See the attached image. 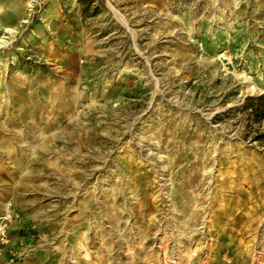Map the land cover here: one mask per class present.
<instances>
[{
  "label": "rangeland",
  "instance_id": "rangeland-1",
  "mask_svg": "<svg viewBox=\"0 0 264 264\" xmlns=\"http://www.w3.org/2000/svg\"><path fill=\"white\" fill-rule=\"evenodd\" d=\"M9 1L0 264H264V0Z\"/></svg>",
  "mask_w": 264,
  "mask_h": 264
},
{
  "label": "trees",
  "instance_id": "trees-1",
  "mask_svg": "<svg viewBox=\"0 0 264 264\" xmlns=\"http://www.w3.org/2000/svg\"><path fill=\"white\" fill-rule=\"evenodd\" d=\"M242 109H250L249 113H252L257 119L264 117V93L245 96ZM261 137H264V129Z\"/></svg>",
  "mask_w": 264,
  "mask_h": 264
},
{
  "label": "built area",
  "instance_id": "built-area-1",
  "mask_svg": "<svg viewBox=\"0 0 264 264\" xmlns=\"http://www.w3.org/2000/svg\"><path fill=\"white\" fill-rule=\"evenodd\" d=\"M2 219L0 218V244H4L9 240L7 233V221L9 218Z\"/></svg>",
  "mask_w": 264,
  "mask_h": 264
},
{
  "label": "bare ground",
  "instance_id": "bare-ground-1",
  "mask_svg": "<svg viewBox=\"0 0 264 264\" xmlns=\"http://www.w3.org/2000/svg\"><path fill=\"white\" fill-rule=\"evenodd\" d=\"M27 1V6H31L32 4H33V1L34 0H26ZM111 8V7H110ZM117 16H120V15H117ZM124 22V21H123ZM4 29H5V31L6 32H11V31H13V29L9 26V25H5L4 26ZM2 42H4V36H2V37H0V45H1V43ZM2 215L0 216V218H3V219H5V218H9V216H10V213H9V211L8 210H4L2 213H1ZM2 219V220H3Z\"/></svg>",
  "mask_w": 264,
  "mask_h": 264
},
{
  "label": "crops",
  "instance_id": "crops-1",
  "mask_svg": "<svg viewBox=\"0 0 264 264\" xmlns=\"http://www.w3.org/2000/svg\"><path fill=\"white\" fill-rule=\"evenodd\" d=\"M0 1H2V0H0ZM14 5V2L13 1H9L8 3H1L0 4V7H8V6H10V7H14L13 6Z\"/></svg>",
  "mask_w": 264,
  "mask_h": 264
}]
</instances>
